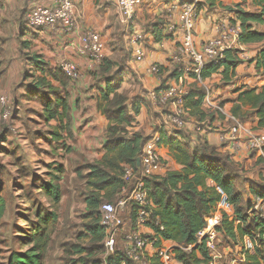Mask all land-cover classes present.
Masks as SVG:
<instances>
[{
  "label": "trees",
  "instance_id": "16d2710c",
  "mask_svg": "<svg viewBox=\"0 0 264 264\" xmlns=\"http://www.w3.org/2000/svg\"><path fill=\"white\" fill-rule=\"evenodd\" d=\"M251 1L256 9L255 12L236 11L237 20L241 25V34L238 39L241 46L264 44V31L255 28V26L264 28V0ZM165 29L164 27L163 31ZM163 31L161 36L156 37L158 42L164 38L168 39L171 35ZM239 52L241 51L235 49L225 50L223 58L217 64L211 63L205 66L202 79L206 80L214 74H221L224 84L232 83L237 76V68L241 64ZM31 62L38 71H46L47 64L41 56H34ZM250 62L255 63L257 72L264 75V45ZM114 65L115 63L107 58L96 71L107 80L106 89L101 92L103 104H99V109L109 120V126L105 144L107 154L103 161L88 166L91 169L87 175L88 185L94 189L92 193H96L91 194L86 200L90 209L88 217L92 219L88 226L92 237L91 244L103 241L106 236L105 229L101 226L100 193L105 191L106 196L112 199L115 194L123 191L126 187L122 179L124 166H133L140 170L138 161L145 144L150 139L141 133L134 134L132 138L126 137L127 127L134 122L131 113L139 115L140 106L134 101L130 105L127 104V96L118 92L122 81L111 80L119 75V73H113ZM50 72L62 87L68 85L70 79L60 68ZM35 85L36 91L32 87L30 89L34 91L32 93H40L39 98L45 102L46 120H59L62 124L61 128L70 132V114L66 96H63L59 90L55 91L47 77H42ZM46 89L51 94L45 93ZM238 92L239 96L236 99L238 104L233 108L232 114L242 122L248 120L249 115L255 116L258 119L259 128L264 129V87L242 88ZM206 97L207 93L202 88L191 89L184 95L185 108L189 110V117L195 118L198 123L215 120L213 115H209L203 108ZM245 107H249L250 112L243 114ZM65 120H67L66 125ZM158 132L161 135L159 147L162 145L168 147L171 157L182 166V169L170 172L163 178H147L146 185L150 189L149 198L155 205L153 216L159 217L164 228V231L156 228L157 234L165 241H173L182 247L175 251L176 261L179 264H210L211 257L206 242L197 244V235L205 229L207 218L213 216L225 195L227 201L233 206L235 215L230 218L229 215L224 214L222 224L217 231L222 233L224 238L237 243L238 239L249 237L254 241L255 250V254L248 257L250 263L264 264V219L252 209V213L249 212L252 204L248 203L238 190V178L235 173L238 167L230 156L204 139H200L199 144L192 147L189 142L179 140L180 135L186 139L183 133L178 132L176 136H169L163 130ZM52 136L56 138V141L61 138L58 133ZM56 169L62 172L60 167ZM50 177L53 178L49 182L35 185V188L39 195L49 199L53 206H58L62 200V190L55 180L59 178L53 173H50ZM209 181L213 182L212 186H209ZM251 185V194L257 198H263L264 186H255L253 183ZM36 206L34 220L28 219L27 232L22 233L18 238L20 249L13 250L4 264H46L51 231L58 223L59 216L52 206L51 208H43L41 205L38 207L39 202H36ZM131 207L130 215L133 220L135 208L134 205ZM6 209V200L0 194V227ZM236 222H239L237 227ZM189 246L195 247L190 252H186L184 249ZM71 252L80 257L72 264H134L120 250L104 261L98 258L99 252L95 247H74ZM84 254L86 256H82ZM0 264L3 263L0 261Z\"/></svg>",
  "mask_w": 264,
  "mask_h": 264
},
{
  "label": "crops",
  "instance_id": "0c3cea01",
  "mask_svg": "<svg viewBox=\"0 0 264 264\" xmlns=\"http://www.w3.org/2000/svg\"><path fill=\"white\" fill-rule=\"evenodd\" d=\"M180 1L182 0H140V5L134 16L132 28L129 31L121 24L120 10L112 0H73L77 8L79 27L73 33L65 34L55 28L34 30L29 28L24 21L26 13L31 9L37 6H54L57 0H4L5 4L10 6L11 10L16 15L21 16L22 14H25L23 18V23L26 28L24 39L29 41L28 50L35 55L41 56L47 64V67H45L46 71L42 72L36 70V74H40V78L47 77V80L51 83L53 89L55 91H61V94L66 96L69 105L70 132L61 128L62 124L59 120H50L48 122L51 125L53 123V125L56 126L54 129H57V132L61 136L66 137L69 141V144L68 142L67 144H71L73 152L86 155L87 161L90 162L88 164L91 165L103 161L107 154L105 144L107 142L106 134L109 120H107L106 116L103 115L102 111L99 109V104H103L101 92L106 89L107 80L103 78L99 72H91L88 69V58L80 53L83 36L87 31L92 30L101 35V38L106 45V51L108 54L107 58L115 63L113 73H119V75L115 77V80L122 81L118 92L127 96L124 89L128 77L129 79L135 78L134 81L139 80V86H143L146 91L145 95L136 92L127 96V104L129 105L133 101L131 97L133 95H135V97L139 95L141 100L137 99L134 101L136 103L138 102L137 104L140 106V114L134 115V113H131L134 117V122L131 126L127 127L128 134L126 137L132 138L134 134H142V131H144L145 137L149 138L152 132H154V134L159 133L155 129L156 126L160 125V130H163L169 136H176L178 132L183 133V136L186 137V139H183L180 135L179 140L189 142L192 147H196L199 144L200 139H204L210 145L220 149L222 153L230 156L231 160L237 165L240 173L242 170L248 171L249 168H251V172L247 173L242 183L247 185L244 187L243 185L238 184V190L243 194L248 203L256 205L257 197L251 194V184L257 183L255 182L257 180L255 173L261 167L260 162H262L261 158H264V151L263 154H261L256 150H251L247 147L246 141L249 137V133L256 136L264 135V129L259 128L258 126L257 117L254 116L251 120H246L244 122L239 120L240 123L238 124L219 116L216 109H211L209 111L211 114L209 115L213 114V117L215 118V120L211 122L213 125L215 124L214 132H209L207 135H204L203 132L199 134L196 133L194 125L197 121L195 118L189 119L190 123L184 130H178L173 126H170L166 120L167 113L175 108L174 104L171 103L166 107L163 106V109H160L157 107L160 104L154 101L149 95L151 91L159 89L164 84L175 85L182 89L185 94L194 88H206L211 91L207 92V97L203 104L205 110L209 101H212L214 108L221 106L218 104L217 100L223 91L225 99L229 100V98L233 97L232 93L235 92V86H230L232 83L238 84L243 82L245 86H250V84L253 83V81L247 78L246 75H240V73L245 71L246 64L244 62L246 61V58H249L248 61L254 59L262 47L252 53H243V48L246 46L239 45L238 41H235L229 46L228 49L241 51L238 53L241 64L237 68V76L234 78L237 81H232V83L227 85L222 82L221 74H214L211 78L201 82L194 77L187 75L183 70V66H176L171 62L172 53L183 40L184 30L182 29V21L179 11L170 12L168 11V6L173 3H182ZM200 1L205 3L206 6L202 7L203 9H201L196 19L195 35L197 44H201L209 39L217 37L219 35V29L228 24L229 20L234 19V12L230 9L231 5L239 3L238 0ZM169 23L177 26L176 32L171 34L168 39L164 38L162 41L158 42L156 37L161 36L163 28H166ZM257 27L259 26H255V28L259 30ZM155 30H157V32H155ZM134 33L141 34L144 40L141 41V44L145 49L146 56L141 62H137L133 56L136 45L131 38ZM163 33L166 34V29ZM122 34L123 37L121 36ZM119 41L126 45L129 54L132 52L131 57L128 56L125 58V56H122L124 51L117 48L118 46H114L113 49L111 48V43ZM119 55L121 56V59H123L120 64L116 63V59H118L117 57ZM65 61L77 64L80 67L82 77L78 81L70 80L66 87H62L61 84L51 76L52 73L50 71L56 70V68ZM153 64H159L162 67V73L160 76L148 74L147 71ZM250 67L251 70L254 68L256 69L255 63H251ZM41 73H44V75ZM209 84H216L218 88L211 89L212 87H210ZM8 85L9 86L0 88V98L6 97L11 102H20V97H24L23 95H25L21 92L22 88L18 89L17 94H15L16 89H13V85ZM30 87L31 86H29V88ZM255 87L256 86L251 88ZM27 92L31 93L29 90H27ZM32 94H36L33 95L36 96V98L41 96L40 93L37 92ZM233 95H239V92L237 91ZM21 102L26 101L22 100ZM237 104L238 102L236 101L226 102L225 106L222 107L227 112L232 113L233 108ZM242 112L243 114L250 112V108L245 107ZM66 123L67 120L64 121L65 125ZM233 134L237 135L238 138L236 141L239 149L237 150L232 148L233 143L229 139L228 141H222V137L229 138ZM59 143H61V141ZM159 152L166 163L164 165L162 164V167L154 177L163 178L170 172L182 169V166L171 157L168 147L164 145L160 146ZM124 183L126 184L125 181ZM208 184L209 186H212L213 182L209 181ZM126 185L129 186L132 191V186L130 184ZM128 193L127 189L126 192H121L123 199L120 200V202L126 200L127 197L124 199V195ZM131 208V204H127L122 208L124 211L120 215L126 222V231H130L133 227L130 215ZM220 213L223 212L218 205L213 215L218 216ZM226 214L229 215L230 218H233L235 215L234 208L229 210ZM238 224L239 222H236V227ZM222 237H224V235ZM161 245L167 248L172 246L179 247L177 243L165 240L162 241ZM224 252L229 253L231 250L225 249ZM176 264L179 263L176 261ZM230 264L236 263L233 262Z\"/></svg>",
  "mask_w": 264,
  "mask_h": 264
},
{
  "label": "rangeland",
  "instance_id": "374dc122",
  "mask_svg": "<svg viewBox=\"0 0 264 264\" xmlns=\"http://www.w3.org/2000/svg\"><path fill=\"white\" fill-rule=\"evenodd\" d=\"M238 1L239 3H235L230 7L234 12V19L229 20L231 25H236L239 22L236 11H256L251 0ZM180 2L195 4L198 15L203 9L202 7L206 6L200 0H182ZM24 15H16L10 6L5 4L4 0H0V88L11 84L13 89H16L15 94L20 88H22L21 92L25 94L23 95L24 97H20V102H11L8 99L11 115L7 120L4 119L0 107V194L5 198L7 205L0 227V261L3 264L6 263L11 252L20 249L18 238L22 233L27 232L28 224L26 222L28 219L34 220L33 214L37 208L36 202H39L38 207L41 205L43 208H51L50 206H52L59 216L58 223L51 231V242L46 257V264H72L73 261L80 258L71 252L74 247H95L99 252L98 258L104 261L106 259L105 239L101 242L98 241L96 244H91L92 237L88 231V226H90L92 219L88 217L90 209L86 200L91 194H96L92 193L94 189L88 185L87 175L91 172L88 166L91 164H88L90 162L87 161L86 155L73 152L71 144L68 145L69 141L66 137L61 136L57 129H54L56 126L53 123L51 125L46 120L45 102L39 97L33 96L36 94H32L34 91L29 88L31 86L36 91L34 89L35 84L41 78L40 74H36L37 69L32 66L31 62V58L36 55L28 50L29 41L24 39L26 31L23 23ZM257 28L264 31L260 27ZM121 36L123 37V34ZM263 45L262 43L246 46L243 48V53H252L259 50ZM110 46L112 49L114 46H118L117 48L124 51L122 56H125V58L132 56V52L129 54L126 45L121 41L111 43ZM117 58L116 63L120 64L123 59H121L120 55ZM250 61L246 59L244 62L246 64L245 71L240 73V75H246L253 83L250 86H245L243 82L232 83L230 86H235L234 93L246 87H264V75L258 73L255 68L251 70ZM41 74L44 75V73ZM134 79H129V77L126 79L127 83L124 89L126 95L130 96V94L136 92L145 95L146 91L143 86H139V80L134 81ZM111 80L116 81L113 78ZM233 81L236 82L237 80L234 79ZM209 86L212 87L211 89L218 88L216 84H209ZM175 87L177 86L164 84L160 88ZM202 89L205 93L211 91L206 88ZM27 90L31 91V93L27 92ZM223 92L217 100L221 106H225L226 102H235L239 96H234V93H232L233 97H228V100L224 98ZM45 93L51 94L48 89L45 90ZM131 97L133 101L141 100L139 95ZM22 100L26 102H21ZM160 106L158 105L157 107L160 109L166 107ZM205 110L207 112L210 111L208 104ZM253 117L249 115L248 120ZM195 127L199 126L194 125ZM200 127L201 131L195 130L198 134L205 131L204 135H207L209 132L215 131V124L213 125L212 123L211 125L207 123ZM155 130L159 131L160 125L156 126ZM54 133H58L61 136L60 140L56 141V138L52 136ZM142 134L145 136L144 131H142ZM153 135L154 132L151 133L149 138ZM60 141L61 143H59ZM261 159V167L255 173L257 176L255 181L257 183H253L255 186H264V158ZM165 163L166 161L163 160L162 164L164 165ZM58 167L61 168L62 172L56 169ZM250 172L251 168L248 171L242 170L241 173L239 170L235 172L238 184L245 187L247 184L242 183L244 177ZM50 173L59 178L55 182L59 184L62 190V200L58 206H53L52 202L45 196L39 195L35 188V185L38 186L43 182H49L53 178L50 177ZM125 186L130 195L131 188L126 184ZM104 194L106 192L100 193L102 204L111 202L117 205L123 199L121 192L115 194L112 199ZM128 194L124 195V199L128 197ZM254 208L255 205L252 204L249 212L252 213L255 210ZM123 211L122 209L119 210V214L121 215ZM122 245V242H120V246ZM225 249H230L231 252L225 253ZM217 250L221 256L218 258V264H230L233 262L236 264H249L248 257L255 254L254 241L249 237L238 239V243L229 238L220 237L217 242ZM245 252H248V257H246V262H243L242 256ZM82 256H86V254Z\"/></svg>",
  "mask_w": 264,
  "mask_h": 264
},
{
  "label": "built area",
  "instance_id": "2783aa9c",
  "mask_svg": "<svg viewBox=\"0 0 264 264\" xmlns=\"http://www.w3.org/2000/svg\"><path fill=\"white\" fill-rule=\"evenodd\" d=\"M112 2L120 10L121 24L131 30L140 0H112ZM168 11H179L182 29L184 30L183 40L172 53L171 62L176 66H183V70L187 75L202 82L204 80L201 76L205 66L211 63L217 64L223 58L225 50L235 41H238L241 34V25L238 22L236 25L228 23L219 29L217 37L197 44L195 35L196 19L198 17L196 5L192 3H173L168 6ZM24 21L29 28L34 30L55 28L65 34L73 33L79 27L77 8L73 0H57L54 6H37L26 13ZM176 30L177 26L175 24L169 23L166 26L167 34H173ZM131 40L136 45L133 53L135 60L137 62L143 61L146 56L145 49L141 44L143 36L134 33ZM80 53L88 58V69L91 72H96L108 57L106 45L101 35L92 30L87 31L83 36ZM246 59L249 60V58ZM58 68L72 81H78L82 77L80 67L73 62L65 61ZM147 72L153 76H160L162 68L159 64H153ZM149 95L161 106L174 104L175 108L166 115V120L170 126L178 130L187 127L190 117L189 110L185 108V93L182 89L179 87L159 88L151 91ZM207 104L210 110L216 109L219 116L228 119V121L240 123L239 119L223 107L217 106L214 108L212 102ZM0 107L4 119L10 118V105L6 97L0 98ZM207 113L211 114V112ZM207 123L211 125L209 121L197 122L195 125L199 127H195V130L201 131L200 126ZM228 139L233 143V149H239L236 141L238 139L237 135L233 134L229 138L222 137V141H228ZM246 142L248 148L263 154L264 137L249 133ZM160 143V133H155L147 141L140 157V170L133 166H124L122 179L126 184L132 186L131 194L126 200L117 205L110 202L101 205V226L106 233V258L115 255L120 250L134 264H176L175 251L179 248L182 249V247L172 246L167 248L161 245L164 239L157 234L156 228L161 231H164V228L159 217L154 218L153 216L155 205L149 198L150 189L146 185V179L154 177L162 167L163 158L159 152ZM123 192H126V187L123 188ZM256 201L254 211L258 212L261 218L264 219V197L257 198ZM127 204L134 205L135 208V218L132 220L133 227L130 231L125 230L126 222L119 214V210ZM219 207L224 214L233 208L225 195H223ZM223 213L207 218L205 229L197 235V244L206 242L211 257L210 264H218V258L221 257L218 254L220 252L217 250V242L222 237V233L217 231V228L222 224ZM120 242H122V246H120ZM193 247L195 246L183 249L190 252ZM246 257H248V252H245L242 256L243 262H246Z\"/></svg>",
  "mask_w": 264,
  "mask_h": 264
},
{
  "label": "water",
  "instance_id": "95a60500",
  "mask_svg": "<svg viewBox=\"0 0 264 264\" xmlns=\"http://www.w3.org/2000/svg\"><path fill=\"white\" fill-rule=\"evenodd\" d=\"M138 164L140 165V159H139V161H138Z\"/></svg>",
  "mask_w": 264,
  "mask_h": 264
}]
</instances>
